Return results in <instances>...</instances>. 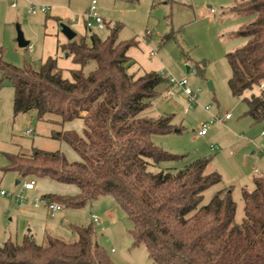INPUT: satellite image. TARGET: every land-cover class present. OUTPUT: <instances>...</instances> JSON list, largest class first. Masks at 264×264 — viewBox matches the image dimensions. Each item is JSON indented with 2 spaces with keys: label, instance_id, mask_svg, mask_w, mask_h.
Listing matches in <instances>:
<instances>
[{
  "label": "trees",
  "instance_id": "trees-1",
  "mask_svg": "<svg viewBox=\"0 0 264 264\" xmlns=\"http://www.w3.org/2000/svg\"><path fill=\"white\" fill-rule=\"evenodd\" d=\"M232 10L252 18L235 32L245 42L226 54L227 86L242 98L244 114L259 122L264 117V0H240ZM121 27L116 22L104 38L91 33L88 41L82 37L63 46L78 65L69 70L70 78L54 57L37 65L25 58L21 67L0 60V83L8 80L13 88L14 115L35 110L38 117L58 116L60 124L81 119L84 125L81 133L51 131L78 160L69 161L60 150L33 148L28 155L7 153L2 170L75 186V193L43 194L66 208L80 209L109 195L132 221V244H143L155 264H264V176L253 179L252 190L241 188L237 220L232 191L221 186L217 171L208 170V158L182 169L161 166L182 156L157 145L154 136L181 130L170 115L143 112L167 78L156 71L131 72L135 61L127 51L136 41L118 40ZM91 62L94 67L85 71ZM71 229L74 241L47 234L38 242L31 233L20 242L8 238L0 245V264H115L95 240L92 222Z\"/></svg>",
  "mask_w": 264,
  "mask_h": 264
},
{
  "label": "rangeland",
  "instance_id": "rangeland-1",
  "mask_svg": "<svg viewBox=\"0 0 264 264\" xmlns=\"http://www.w3.org/2000/svg\"><path fill=\"white\" fill-rule=\"evenodd\" d=\"M58 1L43 0V4L50 5ZM65 1L71 4L75 12L72 19L74 27L79 33L85 32L80 16L89 8L92 0ZM96 1L100 15L109 24L103 29L92 28V31L85 32L82 37L88 41L89 35L95 33L104 38L113 23L119 22L122 27L118 40L137 41V45L129 48V55L136 61L137 69L142 72L156 71L167 79L173 78L176 81L186 78L188 87L195 94L194 101H191L179 86H169L166 80L157 87L159 96L152 99L143 112L149 117L170 115L172 123L181 130L180 133L154 136L157 145L182 156L178 160L163 162L161 166L182 169L197 158H208V170H217L224 183L235 184L232 188L236 203L235 217L240 220L242 201L237 173L242 170L248 175L253 172V168H258L262 172L259 174H264V136L260 135L264 129V117L254 123L248 115H244L246 105L242 98L231 94L227 86L230 67L226 54L245 42V37L236 35L235 32L252 16L237 14L232 10L234 3L240 0ZM46 14L30 15L20 11L14 17L15 9L6 6V10L0 12V60L21 67L24 59L30 60L31 55L38 62L43 50V39L51 33L50 26L46 30L44 23ZM18 29L31 49L18 45ZM151 50L156 52L153 57H149ZM61 64L70 66L71 62L62 56ZM186 66L189 67L188 70ZM93 67L94 62H91L85 71ZM197 67L203 70L202 73L197 71ZM208 81H211L213 90L208 88ZM168 87L171 95L166 94ZM12 102L13 88L8 80H3L0 83V189L16 192L21 187V182L27 178L16 184L19 176L12 170H2L7 163V153L28 155L32 148L64 151L62 145H66L72 153L75 152L65 142L51 137L52 130L63 128L58 116L47 113L38 117L35 110L14 115ZM226 113L231 118L219 120ZM213 117L216 120L211 121ZM69 122L77 129L78 123L75 120L65 123ZM204 122L208 123L207 135L199 136L197 130ZM27 129L32 131L29 133ZM253 158L256 162L252 163ZM245 185L247 190H252L251 178L241 186ZM212 190L213 188H209L204 192L205 201ZM43 191L67 193L58 187H45ZM14 205L16 203L10 197L0 195V245L8 238L20 242L26 232L23 222L16 225V217L12 215ZM60 212L63 222H56L55 236L65 241H74L76 233L71 225L89 224L90 214L93 213L100 219V224H93L95 240L115 264H155L148 257L143 244H132L129 232L132 221L121 207L113 204L109 195L100 196L80 209L62 207Z\"/></svg>",
  "mask_w": 264,
  "mask_h": 264
},
{
  "label": "crops",
  "instance_id": "crops-1",
  "mask_svg": "<svg viewBox=\"0 0 264 264\" xmlns=\"http://www.w3.org/2000/svg\"><path fill=\"white\" fill-rule=\"evenodd\" d=\"M13 3H14V5H12ZM30 3H39V5H41V4L45 5V4H43V0H0V12H4V10H6V6H8V7L15 9V16L14 17H16V14H18V12H20V11H24L27 14H29L27 12V9H28ZM97 5H98V3H97ZM47 6H48V10L45 13H40V14H46L47 13L44 17V23L46 26V30L48 28V25L50 26L51 33L47 34V35H49V37H45V39H43V50H42L41 56L38 58L39 61L37 62L36 60H34V58L31 55H29L30 61L33 62L34 65H37L39 63L44 62L47 57H54V58H56L57 67L62 70L63 76L66 78H70L69 70L77 68L78 65H76L72 62V57L68 55V52L64 49L63 46L67 45L69 42H71L73 40H75V41L79 40L84 35L85 32L89 31L85 26V17H84V13L87 10L80 16L82 19V26H83V29L85 30V32L83 31V32L79 33L76 30V28L74 27L75 24L72 23V19L75 16V12L71 8V4L69 2H67L65 0H59L58 2H52V3H50V5H47ZM97 11L99 13L98 6H97ZM30 15H32V14H30ZM61 23L67 24L75 32V36L72 39H67L65 37V35H63L61 33V30H60V24ZM91 31H92V29H91ZM46 38H48V41H46ZM136 45H137V41H136ZM26 47H29L31 49L29 44ZM32 51H33V49H32ZM31 52H29V54ZM62 53H64V55H61ZM129 53L130 52L128 49L127 55L129 57H131L129 55ZM62 56H65V58L71 62L70 66H67L66 64H61V57ZM130 70H131V72H133L135 74V76H140L144 73L140 69H137L136 61L134 62V65ZM230 118H231V116H230ZM229 119H227V120H229ZM252 121H253V119H252ZM75 122L78 123L76 125L77 129H75L74 128L75 126H73L72 123H70V122L64 123L63 129H65V130L73 129V130L77 131L78 133H81L83 130V127H84L83 121L81 119H75ZM254 123H256V122H254ZM262 130H261V132H262ZM261 132H260V135L264 136L261 134ZM206 135H207V133H206ZM206 135H204V136H206ZM241 139H244V137H241ZM62 148L64 149V151L63 150H60V151H62L64 153V155L66 156V158L69 161H74V160L79 159V156L77 157V155L75 153H72L70 151V149H68V147H66V145H62ZM210 148L214 149V147L212 145H210ZM253 162H256L255 158L252 159V163ZM209 170H215V169L210 168ZM215 171H217V170H215ZM15 173L17 174V176H19V174L17 172H15ZM259 173H262V172H259L258 168H253V172L251 171V173L248 175H245L242 170L238 171L237 180L239 181V183L237 185H238L239 192H241V188L246 187V185L245 186H241V185H243L244 183H248L250 178L252 180V184L254 187L253 179L257 176H262V175L264 176V174H259ZM23 178L28 179V177L19 176V179H17L16 181H18V183H20ZM29 178H35L37 181L35 190L29 192V196H31L35 193H38V194L40 193V195L48 193V192L43 191L45 189V187H47V188L48 187H53V188L58 187L63 191L66 190L67 193H75L77 191L76 187L73 185L59 184V183H56L53 181L38 179V178L33 177V176H29ZM233 178L236 179V176H234ZM27 179H25V180H27ZM62 186H66V187H62ZM221 186L230 188L231 191L233 192L232 188L235 186V184H233V182H225L224 183L223 178L221 176ZM14 206L15 207L12 208V215L14 217H16V220H17L16 225H19V223L23 222L22 223L23 229H25V231H26L24 233V235L27 233H31L36 238V240L38 242H42L45 235H47V234L55 236L54 233L56 231L55 230L56 229V227H55L56 222L58 220H61L63 222V220L61 219V216H62V214L60 212L61 209L56 211V213L54 212L53 214H51L50 212L47 211V209L45 207H34V206H32L30 201H28L27 203L23 204L20 207H18L16 205H14ZM90 223H91V217H90ZM112 249L113 248H111V251H112Z\"/></svg>",
  "mask_w": 264,
  "mask_h": 264
},
{
  "label": "built area",
  "instance_id": "built-area-1",
  "mask_svg": "<svg viewBox=\"0 0 264 264\" xmlns=\"http://www.w3.org/2000/svg\"><path fill=\"white\" fill-rule=\"evenodd\" d=\"M12 5H14V3ZM47 10H48L47 5H42V4L39 5V4H35V3H30V5L27 9V12L29 14H36V13H45ZM211 11H212V9H211ZM84 17H85V26L89 31H91L92 28H96V29L105 28V20L97 11V1L96 0L91 1L89 8L84 13ZM155 54H156V52L154 50H151L149 52L150 57L154 56ZM192 73H193V71H192ZM167 82L169 83V86L171 84L175 85V86H179L181 88L182 92L186 96H188L191 101H194L195 94L188 87V85H187L188 82H187L186 78H183L179 81H176L175 79L170 78V79H167ZM166 94L167 95L172 94L169 87L166 89ZM205 109L207 110L208 107H205ZM215 118L216 117H213L211 121L216 120ZM229 118H230V114L226 113L219 120L225 121ZM207 125H208V123H206V122L202 123L200 125V128L197 130V134L200 136L206 135ZM31 131H32L31 129H27V132L30 133ZM261 134L264 135V129L262 130ZM36 182L37 181L35 178H30L28 180H24L23 182H21V187L16 192H14V191L9 192V191H5L3 189H0V195L10 197L16 203V205L18 207H20L23 204L30 201L32 206H34V207H45L47 209V211L50 212L51 214L62 209L61 204L54 202V201H50L48 198L44 197L43 195H38L37 193H35V194L29 196L27 194V193L35 190ZM90 217H91V222L93 224H100V219L97 215L91 213ZM101 229H102V227H101ZM112 251H113V249H112Z\"/></svg>",
  "mask_w": 264,
  "mask_h": 264
},
{
  "label": "water",
  "instance_id": "water-1",
  "mask_svg": "<svg viewBox=\"0 0 264 264\" xmlns=\"http://www.w3.org/2000/svg\"><path fill=\"white\" fill-rule=\"evenodd\" d=\"M60 30H61V33L63 34V35H65V37L67 38V39H72L74 36H75V32L71 29V27L70 26H68L67 24H65V23H61L60 24ZM16 40H17V43H18V45L20 46V47H26V46H28V41L27 40H25V38H24V36H23V33L18 29V31H17V37H16ZM186 69L188 70L189 69V67L188 66H186ZM207 85H208V88L210 89V90H213V86H212V83H211V81H208L207 82ZM18 183V181H16V184Z\"/></svg>",
  "mask_w": 264,
  "mask_h": 264
}]
</instances>
